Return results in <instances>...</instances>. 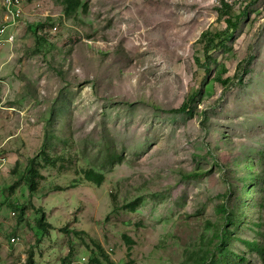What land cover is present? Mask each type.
Returning a JSON list of instances; mask_svg holds the SVG:
<instances>
[{"label": "rangeland", "instance_id": "obj_1", "mask_svg": "<svg viewBox=\"0 0 264 264\" xmlns=\"http://www.w3.org/2000/svg\"><path fill=\"white\" fill-rule=\"evenodd\" d=\"M63 1L0 38V264H264V0L208 59L251 0Z\"/></svg>", "mask_w": 264, "mask_h": 264}, {"label": "trees", "instance_id": "obj_2", "mask_svg": "<svg viewBox=\"0 0 264 264\" xmlns=\"http://www.w3.org/2000/svg\"><path fill=\"white\" fill-rule=\"evenodd\" d=\"M259 0H251V2L246 5L245 9L237 16L232 14V6L228 2H222L221 3V9H219V14L221 17H225V23L227 25L226 29L223 32H219L216 34H212L210 32H206L202 35L201 41L203 44V52L206 56V59L209 58V55L213 51H218L227 46V44L234 38V34L238 30L239 25L246 17V11L247 8L254 6L257 4ZM81 1L80 0H64L63 6L65 9V13L67 15H71L76 11V9L80 6ZM207 71H210L209 66H207ZM239 82H242V79L239 78ZM188 103H185L183 108L180 110H177L175 113H182L185 112V110L188 108ZM34 162V159L31 160V163ZM53 162V161H48ZM84 180L88 183L94 184L97 187H101L105 181V177L102 174H98L92 170L84 171L83 172ZM38 179H43V175L39 172L38 169L35 168V165H30L27 170L26 174L24 175V180L28 185V188L31 192H35L37 190V187L39 185ZM68 189H71L68 188ZM56 192H64V189L62 188H56ZM25 209H23L21 212L24 214ZM40 212V218L38 221V227L39 230H41L45 235L48 234V230H52V226H50L46 222V216L42 209L39 210ZM259 248V244H255V249ZM29 264L33 263V256L29 257ZM63 264H66L64 261Z\"/></svg>", "mask_w": 264, "mask_h": 264}, {"label": "built area", "instance_id": "obj_3", "mask_svg": "<svg viewBox=\"0 0 264 264\" xmlns=\"http://www.w3.org/2000/svg\"><path fill=\"white\" fill-rule=\"evenodd\" d=\"M30 0H0V7H2L5 15V21L0 29V38L4 36L8 29L15 27L18 22L22 19L25 8L28 6ZM56 29V28H55ZM14 37L10 36V39H5L7 41H13ZM0 39V42L5 41ZM10 242L12 245L20 242L18 237H10ZM3 242V237L0 233V244Z\"/></svg>", "mask_w": 264, "mask_h": 264}]
</instances>
